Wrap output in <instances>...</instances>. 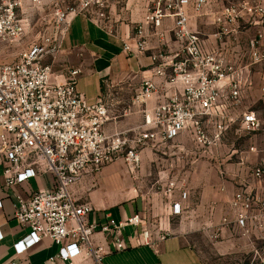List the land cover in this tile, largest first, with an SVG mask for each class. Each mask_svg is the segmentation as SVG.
Returning <instances> with one entry per match:
<instances>
[{
  "label": "built area",
  "instance_id": "obj_1",
  "mask_svg": "<svg viewBox=\"0 0 264 264\" xmlns=\"http://www.w3.org/2000/svg\"><path fill=\"white\" fill-rule=\"evenodd\" d=\"M123 1L0 0V50L2 43L17 42L25 35L29 10L49 5L59 31L56 36L45 37L40 45L22 50L17 60L0 62V156L7 163L3 171L5 188L45 175L54 178L51 190L35 192L26 200L17 198L14 217L30 229L28 238L14 245L17 255L49 239L60 247L58 255L51 258L53 262L83 264L93 260L102 264L104 249L95 244V234H101L117 252L125 251L133 240L156 249L170 235V229L157 228L154 238L153 230L143 224L139 214L118 221L108 211L92 222L95 208L89 202L79 203L71 188L120 159L135 173L143 149L165 145L186 130L196 143L206 148L216 146L250 87L249 67L230 63L221 51L206 50L201 34L190 29L193 18L204 17L207 9L223 0H155L137 25L134 42L123 46L128 57H138L150 49L151 38L160 43V50L151 56L152 75L142 81L131 107L119 116L141 114L143 125L131 138L107 134L106 124L118 118L113 115L114 100L104 96L89 105L77 91L81 69H69L61 82L44 59L59 53L73 19L91 17L94 12L106 19L104 10ZM213 17L219 28L216 36H229L241 21L264 20V1L222 5ZM165 19L174 21L171 35L177 49L171 54L162 51L165 36L158 31ZM147 26L154 29L152 34L146 32ZM263 39L264 33L259 30L248 42L252 64L264 62ZM240 128L248 133L261 129L255 112L242 113ZM251 175L259 186L253 188L247 182L233 195L229 202L232 219L224 217L221 226H232L250 245L255 241L264 244V158ZM176 189L171 182L161 193L171 198ZM181 198L186 200L187 194L182 193ZM171 209L172 216L183 212L180 203ZM127 229L132 231L128 239ZM219 234L217 230L212 238ZM250 264H264V255L256 252Z\"/></svg>",
  "mask_w": 264,
  "mask_h": 264
},
{
  "label": "crops",
  "instance_id": "obj_2",
  "mask_svg": "<svg viewBox=\"0 0 264 264\" xmlns=\"http://www.w3.org/2000/svg\"><path fill=\"white\" fill-rule=\"evenodd\" d=\"M154 1L124 0L120 5L104 10L106 19H100L97 12L91 17H76L63 35L59 53L44 59V64L52 67L54 77L61 82L65 81L69 69H81L77 91L89 105L104 96L114 100L113 115L118 118L106 124L104 129L109 135L124 134L131 138L133 131H139L143 125L141 114L119 116L131 107L142 81L152 75L151 56L158 52L160 43L157 38H151L150 49L138 57H128L123 46L125 42H134L136 27L143 22ZM221 5L207 9L204 17L193 18L190 29L201 34L206 50L221 51L230 63L249 67L250 87L244 92L241 105L233 111L228 131L216 146L206 148L196 143L186 130L165 145L156 144L143 149L134 181L129 178L124 159H120L99 174L82 178L71 188L79 203L89 202L95 208L92 222L108 211L118 221L139 214L143 224L153 230L154 238L158 234L157 228L170 229V235L159 242L156 249L137 245L133 240L123 252L115 251L101 234H95V244L104 249L102 264H206V256L197 244V238L203 236L213 241L212 250L219 254L236 253L242 246L251 248L252 253L264 255L260 250V247L264 248L262 242L255 241L250 245L232 226H221L224 217L232 219L229 202L233 195L247 182L253 188L259 186L255 184L251 171L264 158V143L251 145L250 142L242 153L235 150L238 136L235 130H241L242 113L255 112L261 123L259 131L264 132V117L257 108L260 104L264 107V62L252 64L248 37L239 26L229 36H216L219 28L214 24L213 16ZM243 22L264 33L261 21ZM173 26V19H165L158 30L165 36L164 53L171 54L177 49L172 42ZM145 30L149 34L154 32L152 26ZM261 47L264 48V39ZM12 56L7 57V43H2L0 62L15 61ZM156 81L162 83V80ZM241 131L246 134L259 132ZM243 159L245 162L241 164ZM6 166L0 156V232L3 235L0 264H66L51 261L58 255L60 247L49 239L22 255L16 254L14 245L30 234V229L21 226L14 217L17 198L26 200L35 192L51 190L54 178L45 175L5 188L3 171ZM171 182L177 189L171 198H167L161 189ZM182 193L187 194L186 200H182ZM175 203L182 206L183 212L179 216L171 215ZM217 230H220L219 236L212 238ZM131 232L130 229L125 231L126 239ZM83 264L96 263L87 260Z\"/></svg>",
  "mask_w": 264,
  "mask_h": 264
},
{
  "label": "rangeland",
  "instance_id": "obj_3",
  "mask_svg": "<svg viewBox=\"0 0 264 264\" xmlns=\"http://www.w3.org/2000/svg\"><path fill=\"white\" fill-rule=\"evenodd\" d=\"M245 1L261 2L264 0H223L222 5L238 4ZM256 21L257 19L251 20V22ZM262 25H264V20H262ZM25 27V35L22 37L21 40L11 44L7 43V57L10 58V56L13 57L12 55H14L15 58L12 59L17 60L22 50L30 48L32 45L35 44L40 45L45 37L54 35L56 36V34H58L59 32L55 28L56 26L54 23L53 10L49 5L43 6L39 9L29 10V14L25 22ZM239 27V30L242 31L243 34L247 35L245 36L248 37V40L253 38L258 32L253 29V25L250 26L248 24H245L243 21L239 23ZM262 50H264V48H262ZM257 108L260 115L264 117V107L260 104L257 105ZM235 131L238 135L236 139L235 150H237L238 153L246 151L248 146L250 145V142L251 145L254 143H264L263 131H259L254 134H246L242 132L239 128H237ZM136 171L135 173L129 171V178L131 181L135 180ZM212 242L213 241L208 240V238H205L204 236L197 238V244L206 256V264H250L254 260L255 252L252 253L251 248L249 247L243 248L242 246H240L236 253L219 254L212 250ZM260 250H262L261 252H263L262 254H264V248L260 247Z\"/></svg>",
  "mask_w": 264,
  "mask_h": 264
}]
</instances>
